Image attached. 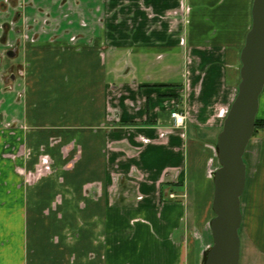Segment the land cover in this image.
Here are the masks:
<instances>
[{
    "label": "crops",
    "instance_id": "0c3cea01",
    "mask_svg": "<svg viewBox=\"0 0 264 264\" xmlns=\"http://www.w3.org/2000/svg\"><path fill=\"white\" fill-rule=\"evenodd\" d=\"M24 1L0 16V264H205L255 0ZM37 5L51 25L17 29ZM258 152L239 264H264Z\"/></svg>",
    "mask_w": 264,
    "mask_h": 264
},
{
    "label": "water",
    "instance_id": "95a60500",
    "mask_svg": "<svg viewBox=\"0 0 264 264\" xmlns=\"http://www.w3.org/2000/svg\"><path fill=\"white\" fill-rule=\"evenodd\" d=\"M253 23L241 53V82L218 137L220 167L214 174L211 222L214 243L205 264H239L241 199L247 185L245 154L256 130L260 97L264 91V0H255Z\"/></svg>",
    "mask_w": 264,
    "mask_h": 264
},
{
    "label": "rangeland",
    "instance_id": "374dc122",
    "mask_svg": "<svg viewBox=\"0 0 264 264\" xmlns=\"http://www.w3.org/2000/svg\"><path fill=\"white\" fill-rule=\"evenodd\" d=\"M4 1L7 2L6 8H10V10H4L3 8L1 9V10H4L3 12L2 11L0 12V16H1L2 20H4L3 18H7L9 16V14L13 13L12 12L13 9L11 8V5H14L16 2H17L16 5L19 3V0H17V1L4 0ZM22 1H23V4H21L20 7L24 11V9L26 8V6H28V4L25 3L24 0H22ZM0 2H1V0H0ZM0 7H3L1 3H0ZM44 7H40L39 5H37L36 14L33 17H32V15L31 16L28 15V16L23 17V19H21V23L22 24L18 25L17 29L23 27L24 25H25V28L27 27L28 29L35 28L38 24H39L38 26H40L42 29H45L47 26L51 25L52 18L50 17V13L48 12V10H46V8H44ZM13 11L16 12V15H17V12H18L17 8L14 9ZM15 20L16 19H14L12 21V24L9 25L10 27H12V26L14 27L15 26V23H16ZM16 38H18V35H16ZM27 38H28V36H26V37L24 36L25 40ZM6 39H7V37H6ZM4 44H5L4 37H3V35H0V52H2V50L4 48H6L4 46ZM257 117L259 119H264V91H263V93L261 94V97H260V109H259ZM259 128L260 129L257 132L254 133L255 135L252 137V140L249 143L248 149H247L246 154H245V160L248 162L247 164H249L248 165V170H247V184H248L247 185V189L248 190H249V188L251 186V181L253 179V175L256 173L255 169H254V166H253V163L255 161V158H259V156H260L259 152H258V148H259L262 140L264 139V129L261 126ZM254 156H255V158H254ZM189 221H190V219H189ZM246 222H247V217H246ZM190 224H192V222ZM190 224H188V227H189L190 231L193 232L194 229L190 228V226H193V225H190ZM192 237H193V235H192Z\"/></svg>",
    "mask_w": 264,
    "mask_h": 264
},
{
    "label": "built area",
    "instance_id": "2783aa9c",
    "mask_svg": "<svg viewBox=\"0 0 264 264\" xmlns=\"http://www.w3.org/2000/svg\"><path fill=\"white\" fill-rule=\"evenodd\" d=\"M171 115H172V118L174 119L175 124L177 126H183L185 124V115L181 111H179L178 109L173 110ZM170 197L174 198L176 196L174 193H172V194H170Z\"/></svg>",
    "mask_w": 264,
    "mask_h": 264
},
{
    "label": "trees",
    "instance_id": "16d2710c",
    "mask_svg": "<svg viewBox=\"0 0 264 264\" xmlns=\"http://www.w3.org/2000/svg\"><path fill=\"white\" fill-rule=\"evenodd\" d=\"M262 127L263 129H264V119H259L258 117H257V119H256V130H255V132H257L260 128L259 127ZM255 135V134H254ZM253 135V136H254Z\"/></svg>",
    "mask_w": 264,
    "mask_h": 264
}]
</instances>
